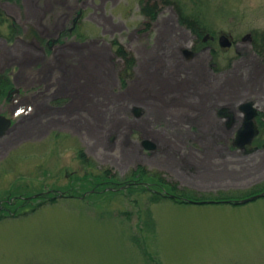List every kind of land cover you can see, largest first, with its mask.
Listing matches in <instances>:
<instances>
[{"label": "rangeland", "instance_id": "1", "mask_svg": "<svg viewBox=\"0 0 264 264\" xmlns=\"http://www.w3.org/2000/svg\"><path fill=\"white\" fill-rule=\"evenodd\" d=\"M171 1L177 3L187 16H204L200 21L207 30L210 29L207 25L211 24V29H222L220 31L230 33L234 40L241 39L245 33L255 37L264 35V0ZM145 2L34 0L35 11L44 17L41 22L34 15L28 20L21 4L0 0V10L25 29L26 37L22 41L34 47L38 56L37 76L39 69L43 70L52 63L54 47L46 48L47 41L52 38L60 40L58 46L74 44L75 40L82 45H95L99 50H110L113 61L120 65L110 43L113 39L130 50L134 57L136 49L142 53L146 46L149 48L147 44L153 38L147 37L142 29L141 5ZM172 6L161 7L165 16L161 17L162 22L173 17ZM78 10L82 18L68 34L74 12ZM88 19L102 22L106 28L101 30ZM173 25L176 33L182 35V38L174 36L175 41L183 39L184 49L189 54L192 52L189 49L191 35L179 28L177 21L173 20ZM0 31L5 34L6 27H1ZM59 34L63 36L59 38ZM13 44L0 35V46L9 48ZM218 54L217 68L222 70L227 56L234 55V51H220ZM9 62L13 64L14 59ZM169 63L175 68L173 62ZM11 64L0 62V74L13 69ZM6 66L8 69L3 70ZM104 98L108 100V97ZM15 100L0 102V114L14 123L13 129L0 138V207L3 212L0 264H264V198L233 206L177 204L169 199L153 204L149 202L148 193L129 195L109 191L87 192L86 197L55 198L50 204H42L37 197L47 191L56 197V192L66 194L69 188L79 190L85 173L93 172L82 166L79 150L95 162L98 170L108 168L122 177L143 166L202 195L218 192L245 195L255 185L264 183V122L259 123L260 118L256 123L257 136L246 150L236 149L231 139L228 144L217 143L227 144L229 148L220 146L209 151L197 142L198 132L193 128L189 129L190 132L183 129L187 126V121L183 120L182 128L177 129L182 134L176 135L182 143H172L166 155L174 154L175 158H167L160 156L162 151L153 143V150L143 149L141 143L145 134L142 131L136 130L131 135L123 130L122 133L111 132L109 121L116 119L109 115L113 108L103 112L102 131L95 135L47 133L41 128L31 132L32 121L16 119L22 108L18 109L20 106L15 105ZM15 108L18 110L14 111ZM262 114L264 116V109ZM61 120L64 121L63 117ZM18 123L21 124L17 126ZM156 129L155 134L148 135L149 138H160L161 131L158 127ZM187 136H191V140ZM128 139L131 141L127 144ZM9 198L16 201L9 212L16 210L22 199L26 202L17 208L22 215L9 218L11 214L5 212L3 204ZM147 210L153 220L150 224Z\"/></svg>", "mask_w": 264, "mask_h": 264}, {"label": "crops", "instance_id": "2", "mask_svg": "<svg viewBox=\"0 0 264 264\" xmlns=\"http://www.w3.org/2000/svg\"><path fill=\"white\" fill-rule=\"evenodd\" d=\"M21 5L28 20L33 15L38 17V22L44 19L35 11L34 0H22ZM167 35L165 31L159 35L163 41L157 36L153 47H145L143 54L136 49L134 73L124 87L119 80L120 64L113 61L110 50H99L95 45H82L75 40L74 44L54 46L52 63L39 69L37 76L35 48L21 39L9 48L0 46V62L10 66L9 61L14 59L11 65L15 68V86L25 98L36 102L33 107L36 121L30 125L31 132L41 128L47 133L95 135L102 131L103 112L113 108L109 115L116 119L109 121L111 132L122 133L123 130L131 135L136 130L142 131L143 140L162 151L160 156L175 158L174 154L166 155V151L172 143H182L176 135L182 134L177 129L182 128L183 120L187 121L183 129L190 132L193 128L200 134L197 142L202 148L208 151L220 146L229 148L231 130L218 116V111H231L247 97H230L232 87L224 77L211 82L198 76L201 71L196 70L194 76L184 78L175 64V68L171 67L160 52L159 44L168 40ZM174 47L179 53L180 47ZM120 102L123 104H118ZM122 106L124 109L119 110ZM24 127L26 129L27 125ZM156 127L161 131L158 140L148 136L155 134ZM190 137L187 136L189 140ZM130 141L128 139L127 144ZM219 141L227 144H217Z\"/></svg>", "mask_w": 264, "mask_h": 264}, {"label": "flooded vegetation", "instance_id": "3", "mask_svg": "<svg viewBox=\"0 0 264 264\" xmlns=\"http://www.w3.org/2000/svg\"><path fill=\"white\" fill-rule=\"evenodd\" d=\"M172 2L171 0H146V2L142 4L143 6L147 4L152 6L155 14L152 20L150 17L142 14L144 18L142 29L147 37H153L151 38V42L147 44L149 48L153 47L157 36L159 41H163L159 35H162L164 31L167 32L168 40L166 42H161L159 48L160 52L163 54L162 56L165 60L167 59L168 64H170L169 61L173 62L180 70L179 72L182 76L185 75V77L194 76L196 70L201 71V74L198 76L211 82H216L224 77L232 87L230 97H247L244 102L252 103L257 110L259 118L264 109V35L255 37L250 33H245L241 39L234 40V37L230 33L220 31L222 29H211V24L207 25V27L210 28L208 29L211 31L210 32L207 30L206 26L203 25L202 21H200V18L202 19L204 16H187L177 3ZM166 5H173V12L171 13L173 17H168V19L162 22L161 17L165 16L162 15L164 12L162 13L161 7L165 9ZM177 10L179 12H177ZM79 13H81L79 10L75 11V17H77ZM179 13L192 21L193 30L180 24ZM81 18L82 16L80 19ZM88 20L93 22L96 26H99L101 30L106 28V24L102 22L92 19ZM173 20H175V22L177 21L179 28L181 27L192 37V42L189 46L192 52H189V54L186 52L187 49H184L186 47L183 45V39L179 41H175L174 39V36L179 34L176 33ZM147 22H149V28L145 27ZM163 23H167L168 25L164 26ZM179 37L182 38V35H179ZM223 37L229 41L230 45L228 47L222 46L223 42L221 38ZM169 44L172 46V51ZM174 45L180 47L179 53H176L177 50ZM54 46L55 45H52V47ZM231 49H233L234 55L227 56L225 60L226 65H224L222 70H218V56L220 55L218 52H226ZM261 106H263V109H261ZM231 112L233 116L235 115V120L230 124V130L234 132L239 123H241L243 114L238 105L233 107ZM226 123L227 121L225 120V125Z\"/></svg>", "mask_w": 264, "mask_h": 264}, {"label": "trees", "instance_id": "4", "mask_svg": "<svg viewBox=\"0 0 264 264\" xmlns=\"http://www.w3.org/2000/svg\"><path fill=\"white\" fill-rule=\"evenodd\" d=\"M10 3H15L20 5V0H2ZM177 12H179L177 10ZM141 14L144 16L150 17V19H154V9L152 6L142 5L141 6ZM180 14V13H179ZM180 24L187 26L188 28L193 30L192 21L183 17L182 14L179 15ZM6 27V33L2 34L0 31V35L4 37L9 43L14 42L16 39L23 37L22 28L19 26L14 20L10 19L2 10H0V28ZM145 27L149 28V22L145 24ZM112 49L114 51V56L122 62L121 68L119 70V80L122 87H124L127 81L132 77L133 68L135 66V58L131 52H129L122 44L118 42V40L113 39L111 42ZM12 90L11 82L8 75V71L0 74V99H5L8 93ZM259 123L264 122L263 114L260 115ZM264 143V142H263ZM78 157L82 162V166L85 169L90 168L91 170H96L97 173L94 174L92 171L85 173L82 180L83 182L80 185L79 190L75 187L69 188L66 191L68 193L63 195L65 197L76 198L83 197L85 193H101L105 192L109 189V192H120V193H128L129 195L133 193H148L150 194V203H158L163 199H169L177 204H195L188 203L192 202H204L202 204H207L205 202L215 201L217 204H228V202L233 200L245 199L247 197L264 193V183L255 185L252 189L248 190L245 195L241 194L238 196L232 195L231 192H218L217 194H212L209 196L199 194L196 191L180 187L176 182L169 181L164 175L158 171L149 170L143 166H138L134 170L130 171L126 176L120 177L117 173L113 172L111 169L102 168L98 170L96 168V164L94 161L87 158L83 150L78 151ZM38 198L47 204L49 202H55L56 197H52L47 194H43L38 196ZM26 202L22 199L18 207H21L22 204ZM2 204V203H1ZM0 204V205H1ZM5 205V212H9L8 209L11 210V207L16 204V201H11V198L7 199L6 202H3ZM41 204V205H42ZM216 204V203H211ZM40 205V206H41ZM234 205V204H233ZM236 206V205H234ZM9 212V218H15L22 215L18 209ZM4 212V213H5ZM3 212L0 209V220L2 218ZM148 223H152L151 212L147 210L146 213ZM150 226V225H149Z\"/></svg>", "mask_w": 264, "mask_h": 264}, {"label": "water", "instance_id": "5", "mask_svg": "<svg viewBox=\"0 0 264 264\" xmlns=\"http://www.w3.org/2000/svg\"><path fill=\"white\" fill-rule=\"evenodd\" d=\"M222 40V46L228 47L230 45L229 41L223 37L221 38ZM239 109L243 113V122L241 126L238 128L235 136V145L239 149L245 148L247 145L251 144L255 136L257 135V127L255 125L254 119L257 115L256 110L254 109L253 105L251 102H246L242 105H240ZM135 114H139L138 111H135ZM220 116L225 117L226 116V111H220ZM230 118L232 120L233 115H230ZM12 125V121L5 117L0 115V138L6 134V132L9 130V128ZM142 147L146 150H152L154 146L148 142V141H142L141 143ZM263 194H259L256 196L249 197L247 199H243L240 201H234V204H246L248 202L254 201L260 197H263Z\"/></svg>", "mask_w": 264, "mask_h": 264}, {"label": "bare ground", "instance_id": "6", "mask_svg": "<svg viewBox=\"0 0 264 264\" xmlns=\"http://www.w3.org/2000/svg\"><path fill=\"white\" fill-rule=\"evenodd\" d=\"M17 5V4H16ZM5 14H7L6 12H4ZM8 16V15H7ZM10 19H14L13 17H11V16H8ZM25 29H22V33H23V37H26L25 36ZM16 41V40H15ZM14 41V42H15ZM50 41V40H49ZM49 41H47V46H48V43H49ZM14 42H12V44L14 43ZM31 44H35V45H37L36 44V42H31ZM47 46H46V48H47ZM14 69L15 68H13V69H11L10 71H8V75H9V78H10V82H11V88H12V90L8 93V95L6 96V98L5 99H0V102H8V101H10V100H14V99H16L15 101H14V103H15V105L17 106V105H19L20 107L18 108V109H20V108H22V113L16 118L17 120H20V122L23 120V119H27V120H30V121H32V122H35L36 121V117H35V115H33L34 113V111L33 112H31V109L33 110V107H35L36 106V102L34 101V100H32V99H29V98H25L24 97V95H23V93L20 91V90H18V88L16 87H13V85H15V71H14ZM17 97V98H16ZM13 107V106H12ZM30 107H31V109H30ZM18 109H16L15 108V110L14 111H16V110H18ZM33 113V114H32ZM36 114V113H35ZM25 116V117H24ZM31 122V123H32ZM18 125V124H17ZM19 128V127H18ZM10 129H13V128H9V130ZM8 130V131H9ZM7 131V132H8ZM6 132V133H7ZM3 137V136H2ZM1 137V138H2ZM83 165V164H82ZM85 195V197H86V193L84 194ZM240 200H242V199H239V200H237V201H240ZM1 206V205H0Z\"/></svg>", "mask_w": 264, "mask_h": 264}]
</instances>
